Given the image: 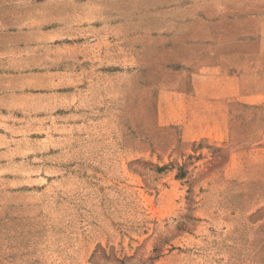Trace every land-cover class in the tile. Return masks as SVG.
Instances as JSON below:
<instances>
[{"label":"rangeland","instance_id":"obj_1","mask_svg":"<svg viewBox=\"0 0 264 264\" xmlns=\"http://www.w3.org/2000/svg\"><path fill=\"white\" fill-rule=\"evenodd\" d=\"M262 9L0 0V264H264V105L217 146L168 99Z\"/></svg>","mask_w":264,"mask_h":264},{"label":"crops","instance_id":"obj_2","mask_svg":"<svg viewBox=\"0 0 264 264\" xmlns=\"http://www.w3.org/2000/svg\"><path fill=\"white\" fill-rule=\"evenodd\" d=\"M245 20L252 24L243 34L247 36L239 37L230 49L219 44L222 50L215 64L201 60L191 74L190 86L183 92L168 93L170 105L178 110L185 143L209 140L224 146L230 139L234 106L264 105V9ZM262 132L263 139L256 146L262 155L256 160H264V129Z\"/></svg>","mask_w":264,"mask_h":264},{"label":"trees","instance_id":"obj_3","mask_svg":"<svg viewBox=\"0 0 264 264\" xmlns=\"http://www.w3.org/2000/svg\"><path fill=\"white\" fill-rule=\"evenodd\" d=\"M163 169H159V171H162Z\"/></svg>","mask_w":264,"mask_h":264}]
</instances>
